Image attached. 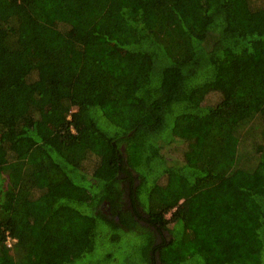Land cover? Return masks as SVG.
Returning a JSON list of instances; mask_svg holds the SVG:
<instances>
[{"label": "trees", "instance_id": "obj_1", "mask_svg": "<svg viewBox=\"0 0 264 264\" xmlns=\"http://www.w3.org/2000/svg\"><path fill=\"white\" fill-rule=\"evenodd\" d=\"M131 233L264 264V0H0V264Z\"/></svg>", "mask_w": 264, "mask_h": 264}, {"label": "rangeland", "instance_id": "obj_2", "mask_svg": "<svg viewBox=\"0 0 264 264\" xmlns=\"http://www.w3.org/2000/svg\"><path fill=\"white\" fill-rule=\"evenodd\" d=\"M177 145L168 147L165 149V154H168L172 150H175ZM146 243L145 235L144 234H136L131 233L126 236L122 237L121 244L115 245L114 248L111 247L109 249L106 247L103 251H99L97 255L91 256L93 258H88L82 264H104L103 258L106 255L107 251L113 254V257L118 261L117 264H145L144 258L145 255L143 254L142 248ZM241 248L237 250L239 254L241 252ZM129 262V263H128ZM184 264H195L192 260H187Z\"/></svg>", "mask_w": 264, "mask_h": 264}, {"label": "flooded vegetation", "instance_id": "obj_3", "mask_svg": "<svg viewBox=\"0 0 264 264\" xmlns=\"http://www.w3.org/2000/svg\"><path fill=\"white\" fill-rule=\"evenodd\" d=\"M157 236H158V243H161L162 242V238L161 237H163L164 239H168L169 237H170V235L168 234V232H163V235H161V234H157Z\"/></svg>", "mask_w": 264, "mask_h": 264}, {"label": "built area", "instance_id": "obj_4", "mask_svg": "<svg viewBox=\"0 0 264 264\" xmlns=\"http://www.w3.org/2000/svg\"><path fill=\"white\" fill-rule=\"evenodd\" d=\"M10 241H8V243H9ZM9 245H10V243H9Z\"/></svg>", "mask_w": 264, "mask_h": 264}]
</instances>
